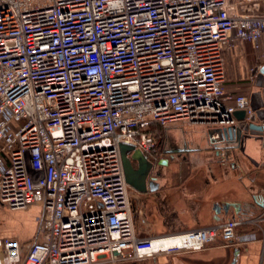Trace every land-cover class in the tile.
<instances>
[{"label":"built area","instance_id":"built-area-1","mask_svg":"<svg viewBox=\"0 0 264 264\" xmlns=\"http://www.w3.org/2000/svg\"><path fill=\"white\" fill-rule=\"evenodd\" d=\"M263 37L264 0H0V207L41 210L33 240L0 232V264H125L240 244L236 229L264 213L140 237L120 144L159 169L162 129L243 135L254 111L226 89L225 57L238 42L260 52Z\"/></svg>","mask_w":264,"mask_h":264},{"label":"crops","instance_id":"crops-1","mask_svg":"<svg viewBox=\"0 0 264 264\" xmlns=\"http://www.w3.org/2000/svg\"><path fill=\"white\" fill-rule=\"evenodd\" d=\"M260 47V52H255L251 44L238 42L225 57L226 89L235 96L249 98L252 108L257 110L258 125L264 123V37ZM256 70L259 73L253 78L252 72ZM243 113H238V117H243ZM222 129L180 124L161 130L164 148L198 147L207 152L212 148L213 153L197 159L188 157L178 169L162 166L157 170L162 172L157 190L145 194L136 191L131 196L140 237L175 234L208 227L241 214L257 217L264 213L260 193L264 189V135L247 128L240 143L225 136ZM164 160H168L167 156ZM193 164H202L206 170L195 172ZM227 202L241 204L242 211L236 214L232 208L227 215L224 211L216 214L215 205ZM241 230L238 245L226 246L219 239L200 252L162 254L155 259L125 264H231L236 249L241 250L237 264H264V219ZM2 231L4 235L16 236L5 229Z\"/></svg>","mask_w":264,"mask_h":264},{"label":"water","instance_id":"water-1","mask_svg":"<svg viewBox=\"0 0 264 264\" xmlns=\"http://www.w3.org/2000/svg\"><path fill=\"white\" fill-rule=\"evenodd\" d=\"M254 113L251 115V123L248 126V129L250 132H256L261 133L264 135V123L261 125L256 124V109L253 108ZM244 114V113H243ZM238 115V114H237ZM245 115V114H244ZM243 115V117H244ZM239 117L238 118H243ZM222 132L225 136H229L232 139L242 143V135L239 133V131L236 129V127H226L222 129ZM120 151L122 155V161H123V167L125 172L126 181L129 184V186L141 193L145 194L149 190L155 191L158 189V183L157 179L152 176V173L154 171V164L147 159L145 154L136 148L134 144H128V143H121L120 144ZM160 167L168 165V160H162L159 163ZM234 209V212L238 214L240 211H242L241 204H235L227 202L225 204H217L215 205V211L216 214H220L222 211H224V214H229V211L231 209ZM240 249H236L234 253V260L231 264H237L238 262V256L240 253Z\"/></svg>","mask_w":264,"mask_h":264},{"label":"rangeland","instance_id":"rangeland-1","mask_svg":"<svg viewBox=\"0 0 264 264\" xmlns=\"http://www.w3.org/2000/svg\"><path fill=\"white\" fill-rule=\"evenodd\" d=\"M211 126L212 125H207L208 128H214V126ZM172 146L173 145H171L170 148L168 147L169 149L166 147L164 153V156H167L168 159V165L166 167L170 165V170L173 166L175 169H178V167L183 166V164H185L188 160V157L192 159H197L198 157H204L208 153H213L212 148L210 149V152H207V150L204 149L200 150L198 147H194L192 149L174 148V150H170ZM176 157L178 158L175 160ZM192 170L195 172H201L206 169H204L202 164H193ZM135 192L136 191H134L133 189H130L131 196L136 194ZM40 215L41 210L38 207H31L27 210L16 212H11L7 209L0 207V232H3L2 230L5 229L6 231L13 232L14 235L18 236L21 240L26 239V242L31 241L37 234V219ZM141 215L142 214H140V216ZM248 224L252 225L253 223H247L243 226H247ZM243 226H240L236 229L237 233L242 232L241 229Z\"/></svg>","mask_w":264,"mask_h":264},{"label":"flooded vegetation","instance_id":"flooded-vegetation-1","mask_svg":"<svg viewBox=\"0 0 264 264\" xmlns=\"http://www.w3.org/2000/svg\"><path fill=\"white\" fill-rule=\"evenodd\" d=\"M159 169H161V168H159ZM158 169H154V171H153V173H152V176L151 177H155L156 179H157V183H158V181H159V177L162 175V172H160V171H157Z\"/></svg>","mask_w":264,"mask_h":264},{"label":"bare ground","instance_id":"bare-ground-1","mask_svg":"<svg viewBox=\"0 0 264 264\" xmlns=\"http://www.w3.org/2000/svg\"><path fill=\"white\" fill-rule=\"evenodd\" d=\"M168 244H170V243H168Z\"/></svg>","mask_w":264,"mask_h":264}]
</instances>
